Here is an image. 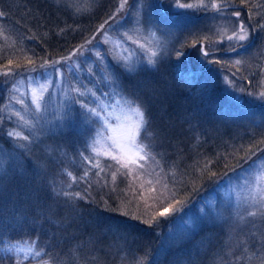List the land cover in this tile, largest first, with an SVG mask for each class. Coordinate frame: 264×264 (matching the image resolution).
Here are the masks:
<instances>
[{"label": "trees", "instance_id": "trees-1", "mask_svg": "<svg viewBox=\"0 0 264 264\" xmlns=\"http://www.w3.org/2000/svg\"><path fill=\"white\" fill-rule=\"evenodd\" d=\"M107 3L109 0L99 1V8L75 16L66 5L52 0H0L4 13L0 16V77L7 69L39 75L52 61L85 47L106 17ZM249 4L248 16L258 25L264 19V7L254 5H264V0H249ZM164 16L179 18V22L181 18H197L188 14ZM179 26L178 31L175 29L180 33L177 42L196 25ZM258 43L257 34L254 43L239 48L250 52ZM28 60L34 63L29 65ZM214 81L211 68L196 67L191 58L179 61L167 57L154 70L122 75L125 95L144 108L150 135L145 137L142 132L141 139L150 145L153 158L142 161L145 167L141 172L132 171L129 176L122 174L127 170L118 172L114 185L111 172L118 166L111 158H100L107 173L88 163V159L95 162L89 145L95 127L71 124L49 134L43 143L56 147L53 156L40 154L41 145L33 146L30 155L23 156L22 174L13 170L0 186V264H15L16 259L23 264H111L115 260L111 253L117 250V240L122 236H130L135 242L129 260L123 264H135L140 258H144V264H212L223 259L227 239L218 225L205 226L203 235L197 232L183 243L174 241L156 258L147 252L149 240L154 238L149 235L154 221L145 223L153 220L147 211L156 216L164 205L184 196L186 175L202 171L208 179L201 183L211 185V175H221L229 168L215 156L223 147H227V153L240 144L245 151H264L260 152L264 122L259 113L264 103L247 106L240 102L235 106L226 95L218 94ZM2 103L0 96V126ZM232 142L235 145L229 147ZM86 171L88 176L81 179ZM69 172L77 178L75 182ZM103 176L109 179L107 185ZM59 191L79 192L85 198L66 197ZM202 236L203 249L195 243ZM31 241L41 250L39 257L23 259V253L5 254L6 247H25ZM225 262L230 264L227 258Z\"/></svg>", "mask_w": 264, "mask_h": 264}, {"label": "rangeland", "instance_id": "rangeland-1", "mask_svg": "<svg viewBox=\"0 0 264 264\" xmlns=\"http://www.w3.org/2000/svg\"><path fill=\"white\" fill-rule=\"evenodd\" d=\"M52 1L57 3V0ZM99 1L102 0H61L58 4L66 5L73 15L81 16L92 12L96 7L99 8ZM179 2L195 4L198 0ZM209 2L215 0H205V3ZM120 3L121 0H109L107 3L110 6L109 10L101 22L104 27L100 28V24L91 41L85 47L75 49L67 59L49 65L39 75L15 72V69H11L9 75L1 74L0 96L3 98L1 104L3 112L0 126L2 134L0 161L3 162V170H0V186L13 175V170L22 174L20 165L24 161L23 156L30 155L36 144L42 146L40 151L42 155L53 156V153H56L53 144L43 143L49 134L63 130L71 124H77L82 128L95 127V136L89 142L91 149L98 132L104 136L111 134L107 130L105 119L113 126L130 122L127 120L131 116L127 111V102L122 99L127 97L121 87L122 75H132L147 68L154 70L167 57L179 61L189 57L195 62L196 67L208 64L218 94L226 95L235 106L239 105L241 99L247 106L264 102V97L258 95L264 90V34L248 16L251 6L249 0L246 3H241V0H227V6L219 12L211 8H178L173 0H128L125 8L118 12ZM76 8H80L81 11L76 12ZM163 8L178 15H202L194 18L191 25L195 23V28L188 33L185 32L186 35L177 42L178 32L176 33L175 29L179 30L177 29L179 18L178 20L166 18ZM236 11L241 13L240 17L232 15ZM240 21L248 27L250 40L254 32L259 36V43L250 52L241 50L235 40L220 38L225 28L227 35H231ZM169 24L175 26L169 27ZM260 24H264V19L260 20ZM152 33H155V39L152 38ZM194 40L205 42L204 49L210 51L207 57L200 53L201 43L192 44ZM232 47H236L235 52L230 50ZM148 49L157 52V55L152 57L155 59L154 64L149 63L151 53ZM257 49L261 50L257 52ZM236 60L244 63L235 65ZM41 85L44 87L41 88ZM76 88L86 94L80 96L74 91ZM33 89L42 96L39 110L32 103ZM21 99L25 101L23 105L17 102ZM81 103L101 111V116L95 117L87 113L81 108ZM17 111L25 120L31 121L34 127L25 125L14 114ZM259 113L260 119L264 122V107ZM13 130L29 136L31 142L8 136L7 133ZM260 132L264 133V128ZM20 144L26 147L21 148ZM231 145H235V142L229 147ZM241 145L229 148L230 153L224 151L227 147H223L222 153L215 155L229 168L221 175H211L209 178L212 181L211 185L203 184L208 178L201 175L204 174L202 171L186 175L183 199L182 197L175 199L159 210L173 205L175 210H170L167 216H154L152 212L147 211L151 213L150 218L155 217V220L149 218L154 221V227L150 231L151 234L149 233L154 238L149 240L148 254L156 257L158 253L160 255L166 252L174 241L183 243L197 232L203 235L202 229L205 226L218 225L222 233H226L227 242L222 254L223 259L220 258L212 264H227L226 258L230 264H264V214L248 215L260 207L252 203V196L258 185L264 187V151L261 154L259 150L257 151L258 148L245 151ZM260 149V152L264 149V143ZM217 150L221 151L220 148ZM90 153L94 155L92 151ZM100 158L99 161L103 164ZM195 174L199 177L196 178ZM103 177L109 181L107 176ZM198 181L200 184H197ZM110 182L114 185L112 179ZM186 190L192 192L187 194ZM202 239L203 236L195 242L201 249L204 247L200 246L204 241ZM131 240L130 236L128 238L122 236L121 240H117V250L111 253L115 260L111 264H123L129 260L130 247L135 243ZM240 257L244 258L239 259Z\"/></svg>", "mask_w": 264, "mask_h": 264}, {"label": "snow or ice", "instance_id": "snow-or-ice-1", "mask_svg": "<svg viewBox=\"0 0 264 264\" xmlns=\"http://www.w3.org/2000/svg\"><path fill=\"white\" fill-rule=\"evenodd\" d=\"M61 0H57V3H60ZM247 0H241V3H246ZM173 3L178 8H211L216 11H221V9L225 6H227V0H215V2H209L205 3V0H198V3H180L179 0H173ZM128 4V0H121L120 6L117 9V11H121L125 8V6ZM70 7L72 5H69ZM256 8L264 7V5H254ZM76 12L81 11L80 8L75 9ZM4 13L0 11V16H3ZM233 16L240 17L241 13L239 11L233 12ZM107 23V21H105ZM104 25L101 24L100 28H103ZM261 30H264V24H258L256 25ZM127 35V34H125ZM152 38L155 39V33L151 34ZM250 32L248 27L244 24L243 21H240L238 23V26L234 31H232L231 35H227V29L225 28L223 30V34L221 35V40L227 39L229 41L235 40L237 41V44L240 48L245 47V43L240 42H247L251 43L250 39ZM131 39V37H129ZM205 40L207 37L204 38ZM136 43H139V41H135ZM200 43L198 40H194L192 42L193 45ZM142 47L144 45H141ZM151 53V57L149 59V63L154 64L155 59L152 57H155L157 55V52L153 51L152 49H148ZM231 51L235 52L236 47H232L230 49ZM99 55V53H97ZM203 55L207 57L209 55V52L204 50ZM61 59H67L66 57H62ZM9 64H12V61H8ZM34 63L32 60H28L27 64L31 65ZM52 64L58 63L57 61H52ZM235 65H241L244 63V61L236 60ZM44 65H41L43 67ZM19 67V65H17ZM11 72V69H8L3 75H9ZM229 83H232L231 81H228ZM44 86L41 85V88ZM75 92L79 93L80 96H84L86 93L80 92L79 88L74 89ZM243 91V89H241ZM94 95V93H93ZM260 97H264V90L260 91L258 93ZM32 103L35 105V108L37 110L41 107V100L42 96L38 95L36 93V90H32ZM127 102L128 108L127 111L131 114L130 117L127 118L130 122H124L121 123L118 126H113L110 122L105 119V124L107 127V130L110 135L104 136L103 133L98 132L97 138L93 142V146L91 147V151L95 155V163H93L92 159H88V163L92 164L94 168L98 169L100 173H105L106 169L102 166V164L99 161L100 157H106L111 158L115 162V164L118 166L116 168V171L111 172V179L113 184H115L117 180V173L121 172V170H127L125 172H122L123 175L129 176L131 175L132 171L134 169H143L145 167V164L141 163V161H148L149 159H152V153L150 151V145L143 142L141 139V133L143 132L145 137L149 136L150 133L147 132V126H148V120L145 115L144 108L142 105L137 103L134 100H130L127 97H122ZM19 104L23 105L25 101L23 99L17 101ZM75 102V101H74ZM81 108L84 109L87 113L95 116L100 117L101 111H97L94 108H89L88 104L81 103ZM23 123L29 127H34L31 121H27L24 119V117L21 115L19 111L14 113ZM109 115H111L109 113ZM134 117V119L132 118ZM119 120L120 118L117 117ZM8 136L19 138L24 141H30L29 136H25L20 131H10L7 133ZM260 143H264V140H261ZM19 147L25 148L26 145L20 144ZM109 168L112 167L111 165L108 166ZM0 170H3V162L0 161ZM67 175L71 178L73 182L76 181V177L72 175V173H67ZM88 176V172L86 171L84 173V176L81 177V179ZM159 182V181H157ZM97 183H100L99 180H97ZM103 183L107 185L108 181L104 180ZM151 184V181L148 182ZM71 187V185H69ZM143 187V185H141ZM114 190V189H113ZM255 194L252 196V203L259 205L260 207L256 211L249 212L248 215L250 216H256L257 214H264V187L257 186L254 190ZM59 195H63L70 198H81L84 199L85 197L82 196L81 193L76 192H68V191H59ZM143 199V197H141ZM170 210H175L173 205H169L167 208L163 209L162 211H159L156 213V216H167L170 212ZM139 218V217H137ZM153 220H155V217H153ZM152 221H145V223H151ZM8 253H23V259H28L29 257H39L41 255V250H37L36 242L31 241L29 242L25 247H19L17 244L16 246H10L5 248V254ZM244 257H240L239 259H243ZM250 259V258H249ZM15 264H23V260L16 259ZM41 264H50V261H42ZM135 264H144V258H140L135 262Z\"/></svg>", "mask_w": 264, "mask_h": 264}, {"label": "bare ground", "instance_id": "bare-ground-1", "mask_svg": "<svg viewBox=\"0 0 264 264\" xmlns=\"http://www.w3.org/2000/svg\"><path fill=\"white\" fill-rule=\"evenodd\" d=\"M161 4H162V3H161ZM162 7H163V5H162ZM162 10H163V13L166 14V15H177L176 13H169V12H167L164 8H163ZM158 17H159V15H158ZM198 17H201V14H200ZM192 22H193V19H192V20H189V19L181 20L180 22L178 21V23H177V27L180 28L179 25H184V23H185V25L187 24V25L193 26L194 23L191 25ZM177 29H178V28H177ZM256 35H257V33L254 32L253 38L250 40V41H251L250 44H252V43L255 42V40L257 39ZM246 44H247V45H250L249 43H246ZM247 45H246V46H247ZM240 102H241V100H240ZM241 103H243V101H242ZM263 103H264V102H262V103H258L257 105H261V104H263Z\"/></svg>", "mask_w": 264, "mask_h": 264}, {"label": "water", "instance_id": "water-1", "mask_svg": "<svg viewBox=\"0 0 264 264\" xmlns=\"http://www.w3.org/2000/svg\"><path fill=\"white\" fill-rule=\"evenodd\" d=\"M201 43V45H202V48L204 49V47H205V42L204 41H201L200 42ZM247 44H245V46H246ZM205 50V49H204ZM243 100L241 99V102H242Z\"/></svg>", "mask_w": 264, "mask_h": 264}, {"label": "flooded vegetation", "instance_id": "flooded-vegetation-1", "mask_svg": "<svg viewBox=\"0 0 264 264\" xmlns=\"http://www.w3.org/2000/svg\"><path fill=\"white\" fill-rule=\"evenodd\" d=\"M163 1V0H162ZM194 17V16H193ZM195 17H198V16H195ZM202 50V49H201ZM203 52V51H202ZM210 52V51H209Z\"/></svg>", "mask_w": 264, "mask_h": 264}]
</instances>
